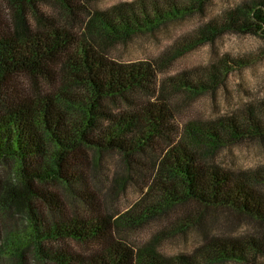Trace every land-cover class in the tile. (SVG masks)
<instances>
[{"label": "trees", "instance_id": "obj_1", "mask_svg": "<svg viewBox=\"0 0 264 264\" xmlns=\"http://www.w3.org/2000/svg\"><path fill=\"white\" fill-rule=\"evenodd\" d=\"M2 2L13 18L0 21V264H257V255L264 253V194L257 190L264 184V169L228 172L209 156L230 140L263 135L264 101L250 109L249 120L222 116L181 127L169 98L205 86L171 77L157 91L159 63L123 64L100 48L102 36L108 40L154 29L167 18L204 11L206 0H190L183 9L172 1L166 11L156 0L117 4L97 11L84 34L68 22L91 0ZM46 2L53 4L55 16L41 11ZM219 22L207 23L191 44L207 42L226 28L263 32L264 0L230 10ZM229 63L221 66L228 70ZM221 66L203 74L215 77ZM122 100L127 105L121 110L110 106ZM107 153L120 157L111 197L138 183L139 157L154 159L133 215L115 219L104 203L94 217L67 213L52 187H66L93 207L96 192L109 181ZM218 206L248 216L252 222L246 232L235 235L232 227L204 221ZM156 217L166 221L165 229L141 248L117 234L123 224ZM189 226L204 231L194 250L176 256L158 250L169 233ZM70 240L96 246L82 253L63 245Z\"/></svg>", "mask_w": 264, "mask_h": 264}, {"label": "rangeland", "instance_id": "obj_2", "mask_svg": "<svg viewBox=\"0 0 264 264\" xmlns=\"http://www.w3.org/2000/svg\"><path fill=\"white\" fill-rule=\"evenodd\" d=\"M138 1L140 0H91L85 11L80 9L77 15L70 17L68 24L76 33L84 34L97 11L110 9L121 3ZM156 1L163 3L164 6L173 1L183 9L184 4H188L190 0ZM257 1L261 0H206L204 11H187L177 17L167 18L154 29L143 28L135 30L129 36L108 40L102 36L100 48L106 55L123 64L147 60L159 63L157 91L168 85L171 77L190 79L200 88L205 86L198 90L172 93L169 98V104L178 114L181 127L192 122H205L222 116L238 119L245 117L249 120L250 109L254 106L258 109V102L264 101V31L241 32L235 27L226 28L207 42L193 45L191 42L195 39L198 41L207 23L213 21L214 24H220L219 20L224 19L230 10H239L244 4L251 5ZM166 7L168 6H165V11L168 9ZM40 9L46 15L55 16L56 11L51 2L41 3ZM148 11L152 16L154 15L153 8ZM11 18H13L12 10L0 0V21L10 22ZM31 21L36 25V20L31 19ZM224 60L230 62L228 70L224 69V65L221 66ZM217 64L221 69L215 73V77L213 73L203 74L206 70L211 73L213 65ZM123 102L124 100L111 101L110 106L118 111L121 110L122 104L127 105ZM255 118L254 115L253 119ZM261 120L260 130L263 135H246L228 141L211 151L209 156L211 162L228 172L264 169V119ZM149 157L150 155L147 154L139 157L140 160L135 165L141 169L140 175L137 176L138 183L130 182L119 195L111 197L108 194L109 186L117 177L120 157L115 153L105 154V176L109 177V183L107 182L103 191L96 192L95 201L98 205L94 203L93 207L85 204L78 195L66 187L53 186L52 189L62 200L63 208L67 213L83 218L94 217L96 210H101L96 207L104 203L115 219L123 220L126 216L133 215L131 210L134 204L143 198L147 190L146 178L154 163V159ZM257 188L264 194V184L257 185ZM46 211L45 208L44 212ZM238 214L232 209L218 206L207 211L204 221L213 225L218 223L217 225L224 230L232 227L234 231L231 232L242 235L252 220L244 214ZM181 219L185 218L181 217ZM16 223L21 225V220L17 218ZM166 224L165 220L156 217L135 226L123 224L117 228V234L134 247L141 248L159 236ZM203 236V229L189 226L184 231L169 233L159 242L158 250L166 256H176L181 252L194 250L200 245ZM95 244V242L79 243L70 240L63 245L78 252L89 253L96 246ZM256 262L264 264V253L257 255Z\"/></svg>", "mask_w": 264, "mask_h": 264}]
</instances>
